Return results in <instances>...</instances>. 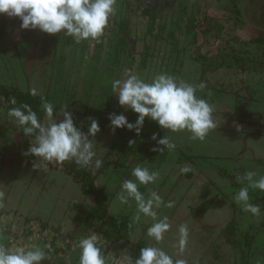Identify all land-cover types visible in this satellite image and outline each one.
<instances>
[{"label": "rangeland", "instance_id": "1", "mask_svg": "<svg viewBox=\"0 0 264 264\" xmlns=\"http://www.w3.org/2000/svg\"><path fill=\"white\" fill-rule=\"evenodd\" d=\"M21 23L19 17L0 14V84L36 89L57 111L67 106L85 133L89 117L98 121L100 131L89 138L102 165L88 167L106 191L108 213L127 214L133 221L130 242L162 247L187 264H264V192L250 189L259 216L235 201L247 186L238 177L248 171L256 179L264 176V0H117L99 42L76 43L63 32L23 29ZM259 34L263 42L252 41ZM129 70L148 82L166 72L194 85L204 83L196 94L214 107L217 127L199 141L186 130L173 133L146 117L139 135L126 127L113 132L110 113H122L133 123L138 116L121 106L111 89V82L126 79ZM9 109L0 99V191L5 193L0 212L8 211L18 222L13 228L18 235L33 227L38 245L51 243L47 264H79L80 238L96 233L103 249L99 224L82 226L73 240L67 237L73 218L92 201L71 175L51 169L52 162L36 157L39 167L33 168L25 153L35 137L24 140ZM153 134L157 140L169 136L176 148L154 151L164 146ZM137 165L160 174L154 184L140 186L145 196L155 190L165 205L172 203L157 209L171 225L159 244L147 236L152 218L141 215L134 221L135 201L118 199L124 179H135L130 175ZM186 166L191 171L182 174ZM181 224L189 229L183 252ZM27 238L25 246L35 247ZM103 252L109 264H122L129 255L121 242Z\"/></svg>", "mask_w": 264, "mask_h": 264}, {"label": "clouds", "instance_id": "2", "mask_svg": "<svg viewBox=\"0 0 264 264\" xmlns=\"http://www.w3.org/2000/svg\"><path fill=\"white\" fill-rule=\"evenodd\" d=\"M117 0H0V14L9 17H19L21 28L37 29L48 34L64 33L73 37L76 43L85 40L99 42L105 34L111 18L116 14ZM204 83L194 85L166 73L156 74L150 82L142 79L131 70L126 79H114L111 82L112 93L118 96V102L138 114L135 122H130L124 114L110 113L109 120L112 131L118 128L135 130L137 135L142 131L145 118L156 121L163 129L173 133L188 131L191 139L204 141L212 129L217 127L214 119V107L204 98L197 96V90L203 89ZM30 95L37 96L36 89L30 90ZM47 123H42L37 113L29 104L11 107L7 115L14 118L17 125L22 128L25 136H35V143L30 144L25 155H33L46 162L63 163L74 160L82 166L100 168L102 160L96 158L93 139L100 131L96 119L89 117L87 133L78 128L71 112L66 107L57 111L53 103L40 97ZM16 105L15 97L10 99ZM63 119H60V115ZM157 140L156 134L152 136ZM130 144L134 141H129ZM163 148H154V151H163L164 148L174 150L176 144L169 136L164 135L157 140ZM39 165L33 164V168ZM191 168L186 166L180 169L182 174L188 173ZM159 172L147 167L137 165L131 170V177L124 179L118 199L121 204L136 203L134 221L138 222L141 215L150 217L153 223L147 229V236L161 243L171 225L168 217H158L157 209L165 202L155 190H149L147 197L140 190V186L154 184L159 178ZM256 173L248 171L238 177L239 182H246L235 195V201L243 206L244 211L254 216L260 215V206L250 203V189L264 192V176L255 178ZM5 193L0 191V207L4 206ZM165 206L172 207L169 201ZM178 247L183 252L189 236L186 224L178 229ZM79 264H109L103 249L100 246L98 234L84 236L79 239ZM52 252L51 243L32 248L24 246L9 247L0 242V264H41L49 259ZM122 264H187L186 260L169 254L164 248L145 246L140 249L139 256L122 257Z\"/></svg>", "mask_w": 264, "mask_h": 264}, {"label": "trees", "instance_id": "3", "mask_svg": "<svg viewBox=\"0 0 264 264\" xmlns=\"http://www.w3.org/2000/svg\"><path fill=\"white\" fill-rule=\"evenodd\" d=\"M150 29L151 26H149V31ZM252 41L263 42V35H257ZM12 97L16 98V105H12L10 103V99ZM40 97V95H30V91H23L0 84V99H3L8 104L9 108L19 107L25 103L29 104L43 123L45 113L42 108V101ZM81 130L86 132L85 128H82ZM20 132L23 134L25 141L28 137H35L34 135L25 136L21 127ZM30 158L31 163L35 164L36 157L31 155ZM50 167L51 169H61L64 173L71 175L75 182L79 184L82 193L92 201L83 213L78 214L73 218V227L67 234V237L73 240L78 229H81L82 226L89 228L93 227L95 224H99L98 231L104 240L103 249H107L110 244L121 242L122 247L128 249V256H131L133 259L137 258L139 256L140 249L145 246L142 243H132L129 240V237L134 229L133 221L127 214L122 213L110 215L108 213V196L104 187L99 184L97 176L93 174L92 170L88 166L86 167L76 164L74 160L65 161L63 163L52 162ZM42 225L46 227V223H42Z\"/></svg>", "mask_w": 264, "mask_h": 264}, {"label": "crops", "instance_id": "4", "mask_svg": "<svg viewBox=\"0 0 264 264\" xmlns=\"http://www.w3.org/2000/svg\"><path fill=\"white\" fill-rule=\"evenodd\" d=\"M20 219L22 220V224L23 223H24V225L26 224L25 225L26 227L30 226V223H27V222L24 221V220H28V218H25V217L23 218V216H21L19 218V220ZM36 219H37V217H35V220ZM15 223H18V222L14 221V219H12V217H11V215H10V213L8 211L7 212L6 211L5 212H0V242L4 243L5 245H7L9 247H12V248L17 247V246H24L26 248H29V247H32L31 246L32 244L28 245L29 246L28 247V246H25L26 244L24 242V239H26L29 236V238H27L29 240V242L35 243V245L37 246L38 245L37 244L38 240L35 237V234L31 232V230H33V227H29L27 229L21 230V234L18 235L15 232V230H13V228L15 226ZM25 234H27V235H25ZM25 236H26V238H25ZM22 239H23V243L21 242ZM49 261H50L49 259H45L44 261L41 262V264H47Z\"/></svg>", "mask_w": 264, "mask_h": 264}]
</instances>
